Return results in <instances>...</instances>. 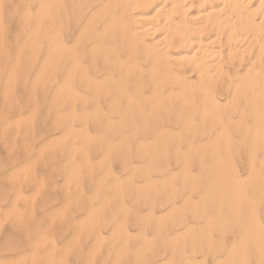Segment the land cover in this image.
Listing matches in <instances>:
<instances>
[{
    "label": "rangeland",
    "instance_id": "1",
    "mask_svg": "<svg viewBox=\"0 0 264 264\" xmlns=\"http://www.w3.org/2000/svg\"><path fill=\"white\" fill-rule=\"evenodd\" d=\"M47 2L0 0V264H255L264 255V106L246 108L248 90L232 98L220 87L212 90L222 101L214 107L202 106L204 95L194 88L166 95L164 85L151 94L145 72L142 97L136 76L95 77L90 58H79L84 41L65 36L76 10L68 7L62 21L60 1L52 8ZM66 60L85 67L68 78L78 99L97 96L102 107L66 106ZM251 216L262 226L257 237Z\"/></svg>",
    "mask_w": 264,
    "mask_h": 264
},
{
    "label": "bare ground",
    "instance_id": "2",
    "mask_svg": "<svg viewBox=\"0 0 264 264\" xmlns=\"http://www.w3.org/2000/svg\"><path fill=\"white\" fill-rule=\"evenodd\" d=\"M59 1H60L59 6L62 10L61 11L62 15L60 14L61 15L60 18L62 21H67V19H68V7L71 8L72 10H76V15H77L76 24H75V21L70 22V23L75 24V28H73L72 32L68 31V33L65 36L68 37L69 39H71L73 44H75L79 40L84 41L82 43V46L84 43L86 44V46H87L86 52L87 53L84 51L85 50L84 49L83 51L80 52L81 55L79 58L80 59H83L86 57L90 58V62H88V60L86 62H88L89 67L91 68V70L93 72L92 75L94 74V76H95L96 74L103 73L107 77V76H111L113 74L114 75L115 74H121V72H122L125 75L126 74L132 75L133 77L136 76L134 86L137 90L138 95H140L141 97H142V93H143V92L141 93V91H143V89H141V84H143L142 75H143V72H145L148 79L146 81L144 80V84L147 85L148 89L151 91V94H153V93L157 94V91L161 92V90H159V89H161L162 86H164V85L166 86L165 88L168 87V91L166 92L167 93L166 95L173 94L175 89H179L181 91L185 88H189V89L194 88L200 94L204 95L203 99L200 98L202 106L205 107V104L206 105L209 104V105H212L214 107L217 104H219L220 101H219V99H217L218 97L215 98L213 96L212 90L220 87L219 89H221L222 91H224V92L226 91L227 93H230L232 98L238 92L240 93L241 90H244V92H246L248 90L250 92L249 94H251V96L248 95V96H250V99L248 98L247 100L243 101L244 104L248 105V106L247 105L244 106L246 108L247 107H249V108L250 107H256V105H261L262 107L264 106V0H48L47 5L50 8H52L54 6V4L57 2L59 3ZM57 8H59V7H57ZM45 9H46V7H45ZM46 11H47V9H46ZM51 13H53V12H51ZM74 17L75 16H73L72 18H74ZM72 18H71V20H72ZM71 20H68V21H71ZM55 24H56V20H55ZM50 26H52V23ZM52 29L50 28V30H52ZM68 30H70V26H69ZM63 38H64V36H63ZM53 41H54V38L51 36L49 38L50 47L54 46ZM61 43H64V46L66 44L65 40H63V42H61ZM58 46L60 48L62 47L61 44H58ZM70 49H71V47H70ZM58 52H59V49H58ZM59 62H61V61H59ZM82 62L80 60L70 61V62L67 61L66 67L64 66L66 68V71L61 68V70H63L61 72L65 76V78L63 80V84H64L63 88H64V91L67 95L66 106H67V104H69L68 105V108H69V107H71L73 105L75 106L77 103H79L81 105L79 108L82 110L84 108H86L85 105H87V104H89L90 107L98 108L101 106V102H103V100L102 101L100 100V97L91 96L89 101H86L84 98L78 99V95L76 93L77 91H74L68 82V78L71 75V72L73 69H74V71H78L79 74H82V75L85 74V67L83 66ZM64 63H65V61H64ZM226 67H227V69H226ZM61 72H60V74H62ZM180 73H182V74H188V73L193 74L194 80H191V81L183 80L181 78ZM95 77H97V76H95ZM108 78H106V79H108ZM112 78H114V77L112 76ZM120 78H121V76H120ZM116 80H117V78H116ZM129 82H131V81H129ZM56 87L59 88L58 85ZM61 88L62 87H60L59 89H61ZM55 90H57V89H55ZM81 90H83V89H81ZM218 90H217V92H218ZM83 91H85V90H83ZM130 92L132 93V91H130ZM82 93L84 94V92H82ZM94 93H95V91H94ZM210 93H212V95H210ZM132 94L134 95V93H132ZM143 94H145V93H143ZM216 94H215V96H216ZM246 94H248V93H246ZM73 95H77V96L73 97ZM174 95L176 97V94H174ZM239 95H242V93H240ZM177 96H179V94ZM218 96L221 97V93ZM231 96H230V99H231ZM237 96H238V94H237ZM124 97L126 100L127 97L125 95H124ZM141 97H139L138 99H140ZM175 97L173 99H175ZM101 98H102V96H101ZM109 98H110V96H109ZM226 100H227V98H225V102H224V99H223V102L225 104L228 103ZM231 100H234V99H231ZM231 100H230V102H231ZM110 101H112V100L110 99ZM128 101H130V100H128ZM155 101H156V99H155ZM182 101H183V99H182ZM187 102H189V100ZM187 102H185V103H187ZM191 102L192 101H190L188 104H190ZM178 103H180V101ZM182 103H184V101ZM220 103H222V101ZM103 104H104V102H103ZM122 104H125V102ZM127 104H128V102H127ZM164 104H165V102H164ZM174 104L176 105V103H174ZM188 104H185V105L187 106ZM111 105H112V103H111ZM235 105H236V103H235ZM109 107H111V106H109ZM130 107H131V105H130ZM180 107H181V105H180ZM230 107H231V105H230ZM207 108H209V107H207ZM186 109H188V107ZM201 109H202V111L204 110L203 107ZM163 110H164V108H163ZM191 110H193V109L191 108ZM209 110L210 109H208V111ZM77 111H79V110H77ZM206 111H207V109H206ZM210 113L207 112V114H209L207 116H210ZM193 114H195V113H193ZM198 114H199V112H198ZM201 114H204V112H202ZM212 114H214V109H213V113H211V115ZM251 114H252V112H251ZM138 116H139V114H138ZM153 116H154V114H153ZM175 116H176V114H175ZM213 116L214 115L210 116V119ZM246 116H247V114H246ZM246 116H245V118H246ZM125 117H126V115H125ZM194 117H196V116H194ZM202 117H204V116L202 115ZM123 118H124V116H123ZM183 118H182V120H183ZM156 119H155V121H156ZM174 119H175V117H174ZM204 119H205V117H204ZM249 119H251V117ZM253 119H254V117H253ZM261 119H263V118H261ZM215 120H216V116H215ZM129 121H131V119ZM126 122H128V121H126ZM208 122H209V120H208ZM251 122H255V120H252ZM251 122H250V126H251ZM130 123H132V122H130ZM205 123H207V122L205 121ZM127 124H129V123H127ZM218 125H219V123H218ZM63 127H64V125H63ZM60 128H62V127H60ZM184 128L186 129V127H184ZM131 129H133V128L131 127ZM157 129L154 127L152 129V131L155 132V130H157ZM250 130H251V127L249 129V133H251ZM218 132L220 134V131H218ZM221 132H222V129H221ZM211 133L210 134L208 133V134L210 136H212ZM258 133H259V131H258ZM258 133L255 135H258ZM208 134H207V137H208ZM253 136H254V134H253ZM208 138L210 139V137H208ZM213 138H214V136H213ZM246 139H245V141H246ZM256 143H257V141H256ZM188 144H187V146H188ZM141 145H142V142L140 143V146ZM260 146H261V144H260ZM259 149H260V147H259ZM262 150L264 151L263 148H262ZM145 152H146V150H145ZM260 154H262V153H260ZM256 157H257V155H256ZM149 159H150V157H149ZM262 159L264 160V156L262 157ZM262 159L260 160V162H262ZM125 160L126 159H124V161ZM164 160H166V159H163V161ZM159 162L161 163V161H159ZM124 163H126V161ZM197 163H198V161H197ZM156 164H157V162H156ZM162 164H163V162H162ZM260 164H262V163H260ZM158 165H159V163H158ZM179 165H181V164H179ZM145 166L146 165H144L143 167H145ZM253 166H254V163H253V165L251 163L250 169H252ZM134 169L135 168L133 167V170ZM168 169H170V168H168ZM168 169H166V170L170 173V171ZM170 170H172V169H170ZM129 173H131V172H129ZM153 173H154V171H153ZM157 173H159V171ZM176 173H177V170L173 174H176ZM181 173H183V172H181ZM232 174H234V172ZM161 175H162V173H161ZM143 178L144 177H142V179ZM161 179H163V178L161 177ZM126 180H127V178H126ZM253 180H254V178H253ZM253 180L250 181V185H251V182H253ZM259 181L260 180L258 179L257 182H259ZM189 183H191V182H189ZM144 184H147V183L145 182ZM256 184H258V183H256ZM259 184H262V183L260 182ZM263 184H264V182H263ZM187 185H188V183H187ZM196 186H193V187H196ZM252 187H253V185H252ZM258 187L260 188L261 185L257 186V188ZM144 188H146V187H144ZM187 188L188 187H186L185 189L187 190ZM254 188H255V186H254ZM249 191L247 190V192H249ZM188 192H189V190H188ZM181 194H182V191H181ZM181 196H183V195H181ZM247 196H248V194H247ZM166 199L167 198H165V200ZM170 199H172V198L169 197V200ZM241 199L243 200V198H241ZM172 201H173V199H172ZM178 201H179V198H178ZM184 201H185V199H184ZM245 207H246V205H245ZM246 208H245V210H243L245 213H247V211L249 212L250 206L248 208L249 210H247V211H246ZM262 208H264V207H262ZM171 211H172V209H171ZM259 212L257 211L258 214H259ZM202 213L203 212H201V214ZM248 215H246V216H248ZM242 217H243V215H242ZM244 217H245V215H244ZM250 219H252L251 220L252 230H253L252 235L257 237L261 233V228H262L261 223L258 221V219L253 218V216H251ZM200 221H203V220H200ZM244 222L242 223L243 226H245ZM181 224L183 225V223H181ZM184 225H183V227H184ZM188 225H190V224H188ZM191 225H192V223H191ZM240 226H241V224H240ZM239 229H241V228H239ZM185 231L187 232L188 229ZM263 231L264 230H262V233H263ZM181 233H183V235L185 234L184 232H181ZM201 238L202 237H200V239ZM236 239H238V238H235V240ZM248 240H249V238H248ZM250 240H252V239H250ZM247 244H249L248 241H247ZM249 246L250 245H248L247 248H249ZM252 248H253V246H252ZM253 249L251 251H253ZM190 250H191V248H190ZM263 250H264V248H263ZM209 252H211V251H209ZM257 252H259V251H257ZM193 253H194V251H193ZM224 253L225 252H223V254ZM174 254H176V253L174 252ZM256 255L257 254H255V256ZM179 256H180V254H179ZM188 256H189V254H188ZM190 256H191V254H190ZM176 257H178V256H176ZM193 257H195V256H193ZM212 258H210V260ZM180 259L178 258V261ZM205 259H206V257H205ZM249 259H250V257H249ZM168 261L166 260L165 262L167 263ZM165 262H163V263H165ZM212 262H213V260H212ZM234 262H235V260H234ZM251 262H252V260H251ZM254 262H255V264H264V255L262 253H258V259ZM159 264H161V263H159ZM236 264H238V263H236Z\"/></svg>",
    "mask_w": 264,
    "mask_h": 264
}]
</instances>
